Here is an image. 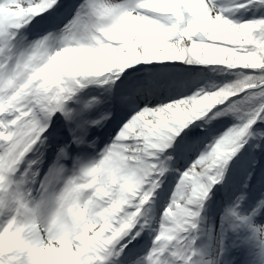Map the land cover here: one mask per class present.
Here are the masks:
<instances>
[{
	"label": "snow or ice",
	"instance_id": "obj_1",
	"mask_svg": "<svg viewBox=\"0 0 264 264\" xmlns=\"http://www.w3.org/2000/svg\"><path fill=\"white\" fill-rule=\"evenodd\" d=\"M0 264H264V0H0Z\"/></svg>",
	"mask_w": 264,
	"mask_h": 264
}]
</instances>
